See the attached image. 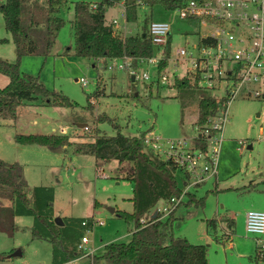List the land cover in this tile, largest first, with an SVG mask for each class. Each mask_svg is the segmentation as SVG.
<instances>
[{
    "label": "rangeland",
    "instance_id": "rangeland-1",
    "mask_svg": "<svg viewBox=\"0 0 264 264\" xmlns=\"http://www.w3.org/2000/svg\"><path fill=\"white\" fill-rule=\"evenodd\" d=\"M74 1L70 0L60 12L66 22L51 53L24 56L20 65L22 72L39 76L47 88L68 96L74 106L46 104L38 98L20 105L15 120L0 116V158L22 165L31 206L36 186H52L54 198L50 204L54 220L86 217L97 221L85 230L89 247L95 248V253L73 262L93 264L106 244L128 242L132 238L134 222L118 212H132L134 208V182L123 177L131 165L127 162L121 165L116 159L97 160L93 155L75 152L74 146L53 151L40 144H20L15 135L65 133L78 143L92 140L97 131L109 135L119 131L125 135L154 131L163 141L187 138L192 143L198 102L193 89L183 97L174 87L172 77L166 83L161 82L157 67L147 62L133 67L137 78L132 79L130 69L118 67L122 59L114 63L111 59L77 56L71 22ZM137 5L140 8L134 22L126 21L123 4L108 7L107 23L117 18L121 26L118 34L127 36L143 31L145 17H148L147 28L151 20L169 21L174 28V46L184 44L186 39L196 41L193 25L177 11L160 5L153 8L143 3ZM4 38L7 41L0 42V57L15 61V44L0 11V39ZM145 71L151 74L149 80L142 77ZM81 77L89 80L87 86L78 81ZM8 82L9 77L0 72V87ZM227 110L228 120L219 135L218 173L204 182L187 185L185 172L176 171L178 185L184 193L175 211L174 234L194 244H205L209 264H264V258L257 259L258 235L247 233L245 223L247 211L264 210V139L260 138L264 131V98L240 92ZM85 125L89 129H84ZM190 195L203 201L187 205ZM161 206L162 202L150 215ZM231 218L232 228L228 223ZM34 220V215H18L14 234L0 230V264H53L52 243L34 236ZM212 220L215 225L211 224ZM261 238L264 240V234ZM18 249L21 255L7 257ZM97 264L109 263L101 258Z\"/></svg>",
    "mask_w": 264,
    "mask_h": 264
},
{
    "label": "trees",
    "instance_id": "trees-1",
    "mask_svg": "<svg viewBox=\"0 0 264 264\" xmlns=\"http://www.w3.org/2000/svg\"><path fill=\"white\" fill-rule=\"evenodd\" d=\"M70 0H2L0 11L5 27L12 35L16 48V60L9 61L0 57V72L9 77V82L0 87V116L6 119L17 118L18 107L38 98L46 104L56 106H74L73 101L62 93L51 90L40 81L21 71V60L27 55L48 56L65 25L61 10ZM187 0H75L74 16L71 20L75 33L74 52L77 56L92 59L132 58V65L139 66V60L155 53V46L149 35L148 17L143 22V31L139 34L121 36L106 21V9L123 3L126 20L138 19L140 6L153 8L157 5L166 10H175ZM96 4V7L93 5ZM151 16V15H150ZM7 41L6 38L0 42ZM170 57V48L159 63L160 73L165 71ZM173 85L187 97L189 90L196 92L198 116L194 126H201L226 106L227 97H219L212 90L199 85V79L189 75L173 78ZM146 132L138 135H125L121 131L115 135L97 131L92 140L74 143L65 133H17L16 142L20 144H40L57 151L74 146L77 153L93 155L97 160L116 159L121 165L129 163L131 167L123 176L134 182L133 211L119 210V215L134 222L135 229L128 242H111L104 251L95 257L97 264L104 258L109 264H209L208 248L205 244H194L186 237L175 236L173 223L176 208L166 216L158 212L155 217L151 210L160 201L179 198L182 189L176 179L179 169L170 158L151 156L144 146ZM198 147L205 149L206 142L202 134L196 137ZM187 176V175H186ZM28 182L23 175V167L18 162H7L0 158V230L12 235L17 229L16 216L34 215V236L51 241L53 264H64L78 256L77 246L85 230L93 226L94 220L86 217L62 218L64 226L54 220L50 204L54 198L52 186L34 188V204L30 205L26 189ZM5 201H8L6 203ZM190 195L187 205L196 204ZM86 221V225L83 224ZM231 228L233 219H228ZM215 225V220L211 221ZM59 238V240H57ZM70 239V240H68ZM258 251V247H256ZM257 259H263L257 253Z\"/></svg>",
    "mask_w": 264,
    "mask_h": 264
},
{
    "label": "built area",
    "instance_id": "built-area-1",
    "mask_svg": "<svg viewBox=\"0 0 264 264\" xmlns=\"http://www.w3.org/2000/svg\"><path fill=\"white\" fill-rule=\"evenodd\" d=\"M93 5L96 7V4ZM175 11L193 25L192 32L196 41L186 39L184 44L174 46L172 22L152 21L149 35L155 46V53L140 59L139 64L147 62L158 67L169 47L167 68L170 70L160 73L161 82H168L169 76L174 78L176 75H189L193 79L197 76L201 87L212 90L219 97H227V102L206 123L195 125L196 134L192 143L187 138L163 141L154 131L146 132L143 142L147 151L154 152L160 158L174 160L178 168L187 175V185H196L218 173L219 135L228 120L227 108L231 100L240 92L264 98V0H187ZM110 24L118 33V28L121 27L118 19L113 18ZM119 59L123 61L118 67L130 69L131 74L137 78L132 58L125 56L112 60L115 63ZM179 70L181 74L178 73ZM142 77L149 80L151 74L145 71ZM78 81L84 87L89 84L85 77ZM84 129H89V126L85 125ZM200 134L205 138V149L196 144V137ZM260 138L264 139V131ZM183 193L182 191L179 198L164 201L156 212H162L164 216L169 214L182 201ZM95 222L97 221L93 224ZM86 223L83 221L84 225ZM245 223L247 233L259 236L256 239L258 254L264 257V240L261 238L264 234V210L247 211ZM89 243L88 236H83L77 246L81 255L64 264H73L78 257L93 255L95 248L89 247Z\"/></svg>",
    "mask_w": 264,
    "mask_h": 264
},
{
    "label": "water",
    "instance_id": "water-1",
    "mask_svg": "<svg viewBox=\"0 0 264 264\" xmlns=\"http://www.w3.org/2000/svg\"><path fill=\"white\" fill-rule=\"evenodd\" d=\"M132 79H135L134 75L132 76ZM156 214H157V212L155 211L152 216L155 217ZM55 221H56V223L58 225H63L64 224L62 217H56ZM21 254H22V251L20 249H18L16 251H14L13 253L9 254L7 257H12V256H15V255H21Z\"/></svg>",
    "mask_w": 264,
    "mask_h": 264
},
{
    "label": "crops",
    "instance_id": "crops-1",
    "mask_svg": "<svg viewBox=\"0 0 264 264\" xmlns=\"http://www.w3.org/2000/svg\"><path fill=\"white\" fill-rule=\"evenodd\" d=\"M120 4H123V3H120ZM53 128H54V127H52V129H53ZM160 202L163 203L164 201H160ZM160 202H159V203H160ZM159 203H158V204H159ZM158 204H157L156 206H158ZM156 206H155V207H156ZM154 212H155V211H154ZM152 215H153V214H152Z\"/></svg>",
    "mask_w": 264,
    "mask_h": 264
}]
</instances>
